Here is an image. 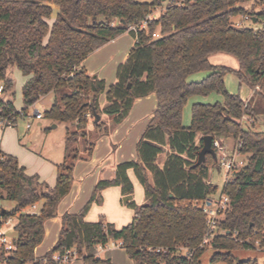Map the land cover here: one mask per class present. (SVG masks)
<instances>
[{
	"label": "trees",
	"instance_id": "16d2710c",
	"mask_svg": "<svg viewBox=\"0 0 264 264\" xmlns=\"http://www.w3.org/2000/svg\"><path fill=\"white\" fill-rule=\"evenodd\" d=\"M250 1L167 0L162 8L160 0H0V121L26 117L29 108L53 94L44 117L66 125L65 156L57 166L53 188L41 183L38 176L27 175L16 158L0 152V202L15 204L9 210L0 206V215L4 221L16 219L11 237L16 251L7 264H55L52 257L70 249H75L81 264H111L95 255V247L111 242L122 243L132 264H199L208 249L200 248L207 232L200 205L218 190L210 183V170L217 166V158L207 155L205 162L196 166L204 136L221 141L229 153L238 147L247 158L222 189L229 202L218 227L227 234L211 240L210 262L234 264L233 252L247 249L246 239L260 238L264 226V132L254 129L253 119L264 115V29L235 26V19L245 15L255 16L256 24L264 26V10L255 14L239 7ZM52 6L58 12L49 24ZM159 8V17L148 21L145 29L130 32L136 43L118 66L116 83L107 90L103 80L81 67L89 55ZM156 32L158 37L153 38ZM221 54L236 59L237 69L210 64V57ZM14 69L28 77L22 87L20 112L13 105ZM203 71L209 72L206 78L188 82L191 75ZM227 74L234 75L239 85L259 90L245 102L226 91ZM213 93L221 96L222 102L193 104L190 126L183 127L182 109L188 99ZM103 94L107 106L100 110ZM149 95L155 96L156 108L136 145L137 159L117 165L113 180L98 182L80 213L64 214L56 244L44 259H36L44 223L57 217L58 204L72 186L74 166L85 159L79 147L87 152V158L91 155L88 125L92 123L97 132L105 134L107 126L101 119L95 123V116H109L117 126L136 99ZM242 117L253 123L240 124ZM128 171L133 172L145 198L143 205L126 203L134 212L132 222L120 230L103 218L86 222L88 209L101 203L104 189L118 187L123 197L132 196ZM33 205H39L38 212L27 213Z\"/></svg>",
	"mask_w": 264,
	"mask_h": 264
},
{
	"label": "crops",
	"instance_id": "0c3cea01",
	"mask_svg": "<svg viewBox=\"0 0 264 264\" xmlns=\"http://www.w3.org/2000/svg\"><path fill=\"white\" fill-rule=\"evenodd\" d=\"M53 14L48 21L51 24L58 12V8L52 6ZM136 43V39L130 32H126L116 39L110 41L94 53L89 55L82 63L81 67L90 75L103 80L107 88L116 83V72L120 64H123L129 52ZM213 57V56H212ZM209 61H211V58ZM213 66H221L220 63H211ZM209 75V72H199L191 75L188 82H199ZM11 77L15 80V97L13 100L14 108L17 112L23 109L22 87L28 77L23 76L18 70L11 71ZM202 79V80H203ZM2 88L0 87V95ZM254 91L251 90L247 102ZM216 97L217 94H211ZM210 95V96H211ZM53 94L41 98L31 108L34 109L33 116L20 117L16 120L13 127L5 129L0 128V152L4 155H10L16 158L18 164L25 169L29 176L36 175L41 183L53 188L56 184L57 166L64 160L65 146V124H59L48 120L47 125L39 123L41 119L36 120L34 114L41 112L36 109V105L41 103L45 112L50 108L53 102ZM208 98V97H207ZM191 107L193 104L213 105L201 96L191 97ZM220 103V102H216ZM100 110L107 106L105 94L99 98ZM215 104V103H214ZM156 108V98L154 95L136 99L130 112L124 120L117 126L112 122V118L106 115L100 117L101 121L107 126L108 132L100 134L93 124L88 125V133L93 143L91 155L87 158V152L80 146L79 151L83 160L77 161L73 171V182L69 193L60 201L57 208V217L44 223V238L42 243L35 249V257L38 260L44 259V256L54 247L58 240L61 229V217L68 214H78L90 200L95 186L100 181H111L115 176L116 166L125 162L135 161L137 159L136 145L141 138L146 126L148 125L152 114ZM184 114L183 127H189L187 123L188 110ZM38 121V129L32 128L33 121ZM191 123V117H190ZM29 125V128L27 126ZM229 147L227 148V151ZM128 178L133 186L131 201L137 205L145 202L142 187L136 180L132 171L127 172ZM101 203H93L85 215V221L95 223L103 218L107 223L112 224L115 229L120 230L129 225L134 217L132 209L123 202L120 188L109 187L101 191ZM128 203V202H127ZM39 205L35 209L29 208L26 212L29 214L37 213ZM16 225V219L12 220L10 228H6L7 235L10 238L14 236L13 228ZM100 258L109 260L111 264H132L127 259L125 251L122 248L108 247L100 253ZM70 264H81L80 260H74Z\"/></svg>",
	"mask_w": 264,
	"mask_h": 264
},
{
	"label": "built area",
	"instance_id": "2783aa9c",
	"mask_svg": "<svg viewBox=\"0 0 264 264\" xmlns=\"http://www.w3.org/2000/svg\"><path fill=\"white\" fill-rule=\"evenodd\" d=\"M178 5H181L178 3ZM149 16L147 19L143 20L137 26H131L128 32L136 33L138 29H145L147 27V22L152 20ZM257 19L255 16L245 15L240 18V20L235 21V26L238 28H252L253 30H258L260 28L264 29L263 24H256ZM114 24V22L112 23ZM153 38H157L158 34H153ZM259 88L256 87L253 91H258ZM36 120L41 119V115L36 112L34 114ZM86 118H90L89 114L85 115ZM16 121L10 120H1L0 128L5 129L8 127H13ZM253 121L248 117H242L240 120V124H252ZM29 128V125L27 126ZM212 148L216 154L217 158V166L215 169L218 172H222L223 177V187L228 184V182L232 179L234 172L240 168L245 166L247 158L244 155H241L238 151V147H235L232 152L227 151V147L222 144L219 140L212 141ZM229 200L228 197L221 193L219 195H215L211 198L206 199L201 205L200 209L202 213L206 216V227L207 232L206 235L200 245V248L206 249L210 247V242L214 238L227 234L226 231L219 229L218 220L221 219L227 211V204ZM35 209V205L31 207ZM12 218L7 220H3L0 215V264H7V259L12 252L16 251V245L12 242L11 238L8 237L6 228H10L12 225ZM257 232L253 234V237H256ZM245 244L248 246V250L258 251L264 254V226L262 227L261 235L259 239L248 238L245 241ZM108 247L114 248H122L121 242H111L105 247L97 246L95 247V255L97 258H100V253L104 251ZM152 251L151 249H149ZM156 252H160V249H157ZM77 253L75 249L67 250L64 254H55L52 257V260L55 264H70L72 261L77 260Z\"/></svg>",
	"mask_w": 264,
	"mask_h": 264
},
{
	"label": "rangeland",
	"instance_id": "374dc122",
	"mask_svg": "<svg viewBox=\"0 0 264 264\" xmlns=\"http://www.w3.org/2000/svg\"><path fill=\"white\" fill-rule=\"evenodd\" d=\"M143 2H147L150 3L152 0H142ZM181 1V0H180ZM167 2V1H166ZM166 2L163 3L162 8L165 7ZM239 7H241L242 9H244L246 12L248 13H259L262 12V10H264V0H252L248 3L242 4ZM162 8L156 9L152 14H151V18H158L160 15V12L162 10ZM240 18H242V16L238 17L235 19V21L240 20ZM158 34V32H156ZM211 63H220L221 66L230 68V69H237L238 64L236 59L227 56V55H214L211 58ZM205 72V71H203ZM203 79V78H202ZM202 79L198 80L201 81ZM224 85H225V89L229 94L232 95H238L242 100H246L250 93H251V89L246 86L245 84H241L239 85V82L237 80V78L232 75V74H227L224 78ZM14 91H15V80H14ZM218 97L214 96V95H209L207 97H201L202 99H207L209 103L214 104L216 102H222V97L217 95ZM15 97V96H14ZM194 97V96H193ZM191 99V98H190ZM190 99H188L186 105L183 107L182 109V122H184V114L187 108V123L188 126L190 125V106H191V101ZM36 109L39 110L42 114L43 119L39 122L42 123L43 125H47L48 123V119H46L44 117V113H45V108L43 106V104L39 103L36 105ZM29 112V116H33L34 113V109L33 108H29L28 109ZM254 129H256L257 131H263L264 132V115H260L256 117V120H254ZM38 121H33V125L32 128H34L35 130L38 129ZM66 127V125H65ZM244 128H246V125L243 126ZM90 136V135H89ZM91 140V137L89 138V141ZM161 159L163 160L164 157L162 156ZM222 172H218L215 168L210 170V183L213 186H217L218 190L216 195H219L221 193L222 187H223V177H222ZM143 191V189H142ZM145 204V202L143 203ZM141 204V205H143ZM137 205V204H136ZM0 206H3L4 209H12L15 204L11 203V202H7V201H1L0 202ZM139 206V205H138ZM11 238V236H10ZM209 249V248H208ZM206 250L204 252V254L201 256L200 259V263L199 264H214L210 262V259L212 257V251L211 250ZM181 254H185L184 250H180ZM126 255V253H125ZM233 256H234V264H237L238 262L241 261H247V260H251L254 261L256 264H264V254L258 251H254V250H248V249H243V250H237L235 252H233ZM127 257V255H126ZM102 259V258H101ZM127 259L129 260V258L127 257ZM215 264H223V263H215Z\"/></svg>",
	"mask_w": 264,
	"mask_h": 264
},
{
	"label": "water",
	"instance_id": "95a60500",
	"mask_svg": "<svg viewBox=\"0 0 264 264\" xmlns=\"http://www.w3.org/2000/svg\"><path fill=\"white\" fill-rule=\"evenodd\" d=\"M162 3L166 2L167 0H160ZM100 120L99 116H95V123H98ZM212 141L213 138L211 136H204L203 137V146L198 153L196 166H199L205 162V158L207 155H210L213 159L216 160V154L212 148ZM131 201V197H124L123 202L127 203Z\"/></svg>",
	"mask_w": 264,
	"mask_h": 264
}]
</instances>
